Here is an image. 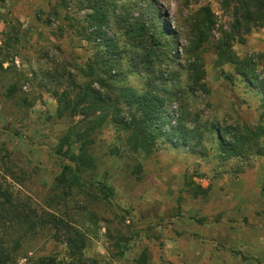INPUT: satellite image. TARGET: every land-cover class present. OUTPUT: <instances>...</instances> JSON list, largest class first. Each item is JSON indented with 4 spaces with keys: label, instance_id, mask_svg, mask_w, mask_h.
Wrapping results in <instances>:
<instances>
[{
    "label": "rangeland",
    "instance_id": "rangeland-1",
    "mask_svg": "<svg viewBox=\"0 0 264 264\" xmlns=\"http://www.w3.org/2000/svg\"><path fill=\"white\" fill-rule=\"evenodd\" d=\"M82 1L0 0V146L26 170L22 184L14 185L16 192L71 220L87 236L84 256L96 264H134L142 251L150 264H264L263 109L259 96L243 83L226 80V71L234 69L218 64L216 48L222 31L235 34L226 42L231 52L238 59L253 58L260 71L264 22L236 34L221 0L122 1L126 17L147 21L154 16L172 32L176 59L160 74L175 76L173 91L198 115L203 139L196 147H174L159 139L146 154L127 150L117 128H102L92 147L93 174L113 187V196L96 203L77 195L63 204L54 184L65 159L54 151L80 117L59 119L53 92L64 89L65 71L76 76L92 52L80 36L89 12ZM206 6L215 24L194 50L193 22ZM196 58L201 72L189 86L188 63ZM125 82L143 89L146 77L128 74ZM13 83L16 96L7 97ZM170 111L176 117L177 104ZM213 122L244 139L251 128L258 138L249 137L240 155H224L212 143ZM139 164L141 171L134 174ZM41 233L24 246L28 255L69 262L61 235Z\"/></svg>",
    "mask_w": 264,
    "mask_h": 264
},
{
    "label": "trees",
    "instance_id": "trees-1",
    "mask_svg": "<svg viewBox=\"0 0 264 264\" xmlns=\"http://www.w3.org/2000/svg\"><path fill=\"white\" fill-rule=\"evenodd\" d=\"M122 1H82L87 2L85 9L89 12L86 14L87 28L82 29L84 34L80 36L92 52L86 64L77 69L76 76L65 71L64 89L53 92L59 119L80 117L58 139L54 151L65 159L54 184V194L63 204L77 195L96 203L109 201L113 196V187L93 174L97 163L92 147L95 135L102 128L109 125L117 128L124 135L127 150H141L146 154L151 153L159 139L174 147L191 143L196 147L203 139L198 115L179 91H173L178 85L175 76L170 77L166 72L160 74L162 66L169 67L176 59L172 32L154 16L147 21L141 16L126 17L128 9ZM221 6L231 17L232 33L250 32L252 27L264 22V0H221ZM200 15L193 22L195 39L190 45L194 50L208 39L215 24L209 7H203ZM222 32L223 37L216 46L218 64H227L234 69V72L226 71V80L237 79L247 90L254 92L253 95L259 96L264 118V53L257 55L263 61L261 70L257 71L253 58L238 59L231 52L226 43L231 32ZM231 38L234 39L235 34ZM124 66H127L126 70H123ZM199 66L197 58L188 63L189 86L195 83L194 76L200 74ZM128 74L145 75L144 88L128 85L125 82ZM45 76L53 79L49 73ZM15 94L16 83H13L6 95L15 97ZM173 103L177 104L176 117H172L170 111ZM228 128L216 122L210 127L212 143L224 155L238 156L241 147L249 143V137L258 138L256 130L251 128L246 129L247 139ZM140 171V164L136 165L134 174ZM25 176L26 170L17 164L12 152L1 145L0 264H96L84 256L87 236L71 220L41 209L29 196H19L14 185L20 186ZM48 230L61 235L69 262L50 255L31 257L24 249L32 238ZM14 233L18 235L14 236ZM134 264H150L148 254L142 251Z\"/></svg>",
    "mask_w": 264,
    "mask_h": 264
}]
</instances>
